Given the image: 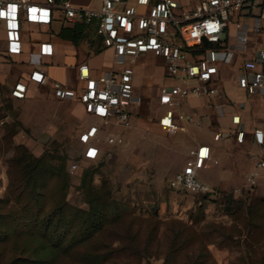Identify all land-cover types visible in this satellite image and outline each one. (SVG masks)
<instances>
[{"label":"rangeland","instance_id":"1","mask_svg":"<svg viewBox=\"0 0 264 264\" xmlns=\"http://www.w3.org/2000/svg\"><path fill=\"white\" fill-rule=\"evenodd\" d=\"M73 52L66 43L60 47L54 61L59 67L50 68L53 82L57 81L54 69L69 68ZM81 61L67 71L64 82H75L74 70ZM141 62L133 66L135 77L143 81V87L136 89L141 103L129 126L102 129L98 146L103 157L97 162L83 160L80 137L99 120L88 116L79 102L58 99L50 86L32 85L27 100L13 99L9 85L26 73L15 66L14 71L7 70L11 67L0 63V199L9 186L15 148L22 147L34 159L50 155L54 164L65 165L70 180L66 200L71 207L89 212V201L99 203L97 207L117 203L139 219L129 236L117 226L106 231L100 252L104 260L87 255L85 262L71 257L58 264H264V173L251 191L252 171H216L215 166L201 171L199 178L218 193L212 200L171 190L169 182L185 168L192 145L186 139L189 135L171 137L160 126L162 80L154 74V66H161V60L147 61L152 67L146 69ZM110 63L105 53L91 64L107 68ZM111 136L122 144L109 145ZM74 164L78 170L72 172ZM99 198L103 199L97 202ZM248 208H253L250 214ZM94 250L89 246L87 253Z\"/></svg>","mask_w":264,"mask_h":264},{"label":"built area","instance_id":"2","mask_svg":"<svg viewBox=\"0 0 264 264\" xmlns=\"http://www.w3.org/2000/svg\"><path fill=\"white\" fill-rule=\"evenodd\" d=\"M56 23L63 27L95 26L99 38L113 48L116 68L93 77L90 65L84 62L77 68L76 87L53 82L45 70V60L56 55ZM147 54L164 63L165 84L158 96L162 130L171 137L190 135L194 120L184 111L185 101L217 94L225 70L229 69L249 98L264 96V0H192L188 4L158 0L145 13L129 7L124 0H103L100 9L76 8L69 1L58 0H46L45 4L0 0V59L6 64L26 59L31 67L28 80L15 81L10 96L26 100L34 84L50 86L60 100L79 102L86 114L100 122L80 137L83 160L97 162L103 157L98 143L104 127L130 125L141 103L132 66ZM246 134L238 130V143H245ZM255 139L264 149V134L256 132ZM108 144L117 146L122 140L111 136ZM213 163L217 162L210 147L197 146L169 187L175 192L213 198L218 193L199 178L200 172L210 169ZM256 167L264 169V161ZM70 170H78V165ZM259 178L258 171L251 173V191Z\"/></svg>","mask_w":264,"mask_h":264},{"label":"trees","instance_id":"3","mask_svg":"<svg viewBox=\"0 0 264 264\" xmlns=\"http://www.w3.org/2000/svg\"><path fill=\"white\" fill-rule=\"evenodd\" d=\"M85 31L83 24L66 26L60 37L78 47ZM54 161L50 155L34 159L26 149L15 148L9 186L0 199V264H58L71 257L85 262L87 255L101 261L106 231L117 226L129 236L138 224L126 205L97 207L99 203L89 201V212L71 207L66 200L70 180L65 165ZM227 203L233 206L229 199ZM240 204L235 207L238 212ZM252 209L248 208L249 214ZM89 246L95 248L93 253H87Z\"/></svg>","mask_w":264,"mask_h":264},{"label":"crops","instance_id":"4","mask_svg":"<svg viewBox=\"0 0 264 264\" xmlns=\"http://www.w3.org/2000/svg\"><path fill=\"white\" fill-rule=\"evenodd\" d=\"M34 1L38 4L46 3V0ZM65 1H69L76 8L100 9L103 6V0H58V2ZM124 1L127 2V5L129 7L135 8L139 13H145L149 9V7L155 5L158 2V0H149L148 3H143V0ZM181 1L185 4H188L192 0ZM63 28L64 27L60 23H56L53 26V31L55 32L53 42L56 46V55L54 58L45 60V63H47L45 70L50 75L52 81L54 80V75L50 74V68L54 66L59 67V65L55 64L54 61L60 53V47L65 43L68 44L74 51L73 63L69 68L66 66L64 68L54 69L56 71L55 78L57 80V83L67 85L72 88L78 85V83L76 84V70H74L75 80H73L75 82H72L70 84L64 82V80L66 78L68 70L74 68L76 69L77 61L79 58L82 60L81 64L86 62L90 65L93 77L99 76L102 71L116 68L113 62L114 50L113 48L105 44L101 40V38H99L96 33L95 26H86L85 34L78 47L71 42L61 39L60 33ZM105 53H108L111 58L109 67L106 68L103 65V67L98 68L97 66L91 64L94 59L101 57ZM157 60L160 59H157L152 54H147L138 61H142L141 63L143 64V66H145L146 69L151 66H147V61H155L157 63ZM26 62L27 60L24 59L23 62H20L18 64H6L0 59V63L6 64L11 67L6 68L7 70L12 69V67L15 66L19 69L21 68L22 71L26 73L23 76L20 75L16 77L12 84L9 85V90H11L12 85L15 81L19 79L28 80L31 67ZM161 62V66H157L158 64L154 66V74H157L162 80L161 84L158 85L160 89L165 84L164 63L162 60ZM12 71L14 70L12 69ZM134 83L135 90H140L143 87V81H140L139 78L135 77V75ZM32 85L34 84H31V86ZM31 86L29 97L33 92ZM39 88L40 87L37 86V89ZM160 89L158 92V96L160 93ZM183 108L184 111L190 114L194 120L191 126L190 135L187 136L186 139H189V143L192 145V150H194L199 145L210 147L213 161L217 162L216 164L213 163L211 165V168L215 166L214 170L216 171H252V173L255 171H263L262 173L259 172L260 178L263 177L264 169H257L256 166L260 161H264V149H262L257 144L255 133L260 132L264 134V96H255L253 98H249L246 91L239 88L230 72L228 70H225L221 75L220 91L217 94H215L211 98L188 99L185 101ZM239 129H243L247 133L246 141L244 144H240L237 141V132ZM207 132H209L210 134H217V136L215 138H210L211 136L205 137V133ZM218 138L220 139L219 141ZM230 175V173L227 174V176L231 177Z\"/></svg>","mask_w":264,"mask_h":264},{"label":"snow or ice","instance_id":"5","mask_svg":"<svg viewBox=\"0 0 264 264\" xmlns=\"http://www.w3.org/2000/svg\"><path fill=\"white\" fill-rule=\"evenodd\" d=\"M90 155H92L93 153H89Z\"/></svg>","mask_w":264,"mask_h":264}]
</instances>
